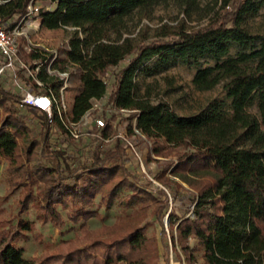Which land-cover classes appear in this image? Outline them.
<instances>
[{
    "label": "trees",
    "instance_id": "obj_1",
    "mask_svg": "<svg viewBox=\"0 0 264 264\" xmlns=\"http://www.w3.org/2000/svg\"><path fill=\"white\" fill-rule=\"evenodd\" d=\"M0 1V16L7 21L23 15L31 0ZM45 1L55 7L41 9L37 17L41 28L74 29L67 61L78 67L82 89L70 120L81 119L106 95V78L115 74L109 103L132 111L127 114L128 137L139 136L137 129L152 142L150 158L164 159L166 167L155 175L163 188L144 183L129 164L121 139L107 150L99 143L82 161L84 150L74 151L53 138L57 131L66 133L59 120L52 128L45 115L22 112L17 107L18 88L0 82V155L15 165L23 144L28 157H41L28 175L33 183L43 184L39 218L63 228L61 207L71 221L85 224L98 215L91 207L99 194L110 208L126 186L134 197L153 199L155 222L165 234L168 215L173 243L188 264L196 263L195 250L202 253L203 264H264V40L249 26L264 8V0H235L230 12L201 29L162 31L152 41L138 43L124 37L129 34L128 22L168 0ZM230 2L225 0L226 5ZM234 46L239 50L232 54ZM19 57L30 64L40 54L20 46ZM153 61L160 69L175 63L200 65L192 81L195 89L223 85L230 103H212L189 117L178 115L167 103L153 104L137 87L139 73ZM18 79L30 83L21 73ZM36 117L42 120L39 140L32 133ZM113 131L109 125L105 129L106 134ZM183 184L194 192L193 217L179 218L169 211V201L177 200ZM33 200L28 195L26 204ZM34 227V222L21 220L14 231L0 233V264H158L162 256L158 239L149 238L143 226H131L111 239L95 238L83 247L26 259L17 241ZM193 239L195 247L190 245Z\"/></svg>",
    "mask_w": 264,
    "mask_h": 264
},
{
    "label": "rangeland",
    "instance_id": "obj_2",
    "mask_svg": "<svg viewBox=\"0 0 264 264\" xmlns=\"http://www.w3.org/2000/svg\"><path fill=\"white\" fill-rule=\"evenodd\" d=\"M226 5L225 0H168L151 9L146 14H136L129 22V34L125 33L124 37H131L135 42L152 41L162 31L174 33L181 30H197L209 25L212 21L223 17L231 11L233 2ZM39 5L42 9H53L55 6L48 1L41 0ZM11 24V23H9ZM251 31L264 40V8L260 14L249 20ZM29 39L33 44H41L50 49L59 52V67L67 69V54L69 51V41L73 35L74 29L66 27L57 30H47L39 26L38 21H32L25 27ZM27 51V42L20 41ZM260 41L254 45L259 46ZM239 50L237 47L231 48L234 54ZM28 52V51H27ZM1 62V59H0ZM206 65L205 60L201 61ZM212 64L213 62H209ZM202 65V66H203ZM70 66V65H68ZM72 67V66H70ZM200 65L175 63L168 69H160L155 62L147 64V70L139 73L137 78V87L140 95L148 98L153 104L164 102L169 104L175 113L183 117L194 116L203 109L209 107L215 102L230 103L227 99V93L223 85H218L209 91H198L193 85V77ZM75 68V74L67 97V104L72 108L75 94L81 92L82 85L79 79L80 71ZM122 65L114 68L113 72L118 73ZM70 69V68H68ZM22 75L29 76L25 70ZM26 76V77H27ZM108 89L106 97L115 87L116 77L109 75L107 78ZM95 103V101H94ZM253 114L257 113L255 108H251ZM128 115L120 118L119 129L128 128ZM3 118V110L0 107V124ZM38 125L33 128L32 133L38 138L41 137L42 120L36 117ZM57 141H62L58 137ZM67 144L74 151L78 150L81 145L64 138ZM89 142V141H84ZM133 149L129 151V164L132 165L137 173L142 175L144 183L152 182V186L163 188L162 184L155 180V175L163 170L166 165L164 159L150 158V148L152 142L140 136L129 137ZM39 154L28 157L23 148L19 150L18 162L10 165L7 160L0 155V233L9 234L14 231L18 223L23 221L34 222L35 227L32 232L22 234L17 241V245L24 249V258L38 259L45 255L67 251L74 247H83L95 238L111 239L114 236L124 233L131 226L145 227V234L149 238H156L161 243L162 256L158 264H188L180 247H175L173 237L175 232L169 228V218L165 217V231L155 222L154 207L155 202L151 197L140 198L133 196L132 190L124 186L117 192V197L110 208L101 203L99 194L95 200V205L91 207L98 215L85 224L83 221L73 222L68 217V210L58 207L64 218L63 228L56 226L51 222H43L39 215L42 213L40 203L42 201L43 184L33 183L28 178L29 172L40 160ZM167 176H171L167 173ZM174 181L181 182L179 179L172 177ZM182 183V182H181ZM184 189L180 191L177 200L169 201V211L177 217H193L194 208L193 190L183 184ZM191 193L192 195H190ZM30 195L33 201L26 204V197ZM25 206H28L25 209ZM168 216V215H167ZM167 219V222H166ZM172 240L170 244L169 235ZM196 240H191V247L196 246ZM196 257L195 264H203L200 251H194Z\"/></svg>",
    "mask_w": 264,
    "mask_h": 264
},
{
    "label": "built area",
    "instance_id": "obj_3",
    "mask_svg": "<svg viewBox=\"0 0 264 264\" xmlns=\"http://www.w3.org/2000/svg\"><path fill=\"white\" fill-rule=\"evenodd\" d=\"M41 0H31L26 12L14 23L9 24L0 16V82H9L12 87L18 88L20 100L17 107L24 113L33 110L46 116L48 124L53 128L59 120L66 133L57 131L59 138L64 143V136L71 141L80 144L79 149L86 153L82 157L85 160L89 152L99 143L104 149H109L116 139H121L128 151L133 149L129 142L126 129H119L118 124L122 116L132 111L119 108L109 103L108 97L104 96L96 100L93 106L76 122L70 120L72 108L67 104V93L70 91L75 68L77 67L68 61L67 69L58 65L60 60L59 52L41 44H33L29 39L25 27L32 21H38L37 17L42 9L39 5ZM2 3V1H0ZM27 42V51H36L40 58L30 64H25L19 57L20 41ZM70 68V69H68ZM25 70L30 74L25 76L30 80L29 84L21 83L18 79L19 73ZM72 88V87H71ZM113 128V132L106 134L107 126ZM135 133L145 138L137 129ZM89 142H84V141ZM57 141V140H56ZM168 218V216H166ZM167 222V219H166ZM167 233L169 235L168 227ZM170 244H172L169 235Z\"/></svg>",
    "mask_w": 264,
    "mask_h": 264
},
{
    "label": "crops",
    "instance_id": "obj_4",
    "mask_svg": "<svg viewBox=\"0 0 264 264\" xmlns=\"http://www.w3.org/2000/svg\"><path fill=\"white\" fill-rule=\"evenodd\" d=\"M19 17H20V16H19ZM19 17H15V18H13V19H9V20H7V22L12 24V23H14L16 20H18ZM38 23H39V26H40L41 21H40L39 19H38ZM0 59H1V58H0ZM71 89H72V88H71ZM70 91H71V90H70ZM79 93H80V92H79ZM79 93H78V94H79ZM78 94H75L74 99H75V97H76ZM73 102H74V101H73ZM72 106H73V104H72Z\"/></svg>",
    "mask_w": 264,
    "mask_h": 264
}]
</instances>
